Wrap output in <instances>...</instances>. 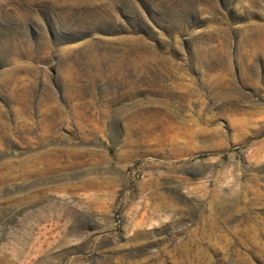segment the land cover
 I'll use <instances>...</instances> for the list:
<instances>
[{
	"label": "rangeland",
	"instance_id": "rangeland-1",
	"mask_svg": "<svg viewBox=\"0 0 264 264\" xmlns=\"http://www.w3.org/2000/svg\"><path fill=\"white\" fill-rule=\"evenodd\" d=\"M0 264H264V0H0Z\"/></svg>",
	"mask_w": 264,
	"mask_h": 264
}]
</instances>
